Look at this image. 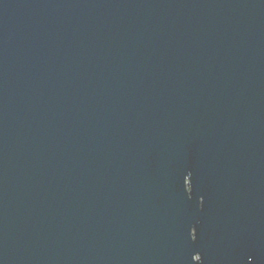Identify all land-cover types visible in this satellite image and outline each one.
<instances>
[{
    "label": "water",
    "instance_id": "95a60500",
    "mask_svg": "<svg viewBox=\"0 0 264 264\" xmlns=\"http://www.w3.org/2000/svg\"><path fill=\"white\" fill-rule=\"evenodd\" d=\"M0 264H264V0H0Z\"/></svg>",
    "mask_w": 264,
    "mask_h": 264
}]
</instances>
